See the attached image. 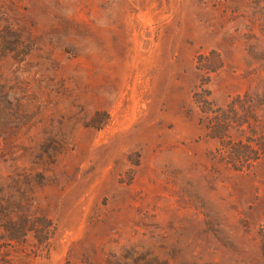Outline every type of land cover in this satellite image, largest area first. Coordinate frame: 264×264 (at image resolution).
I'll list each match as a JSON object with an SVG mask.
<instances>
[{"label":"rangeland","instance_id":"obj_1","mask_svg":"<svg viewBox=\"0 0 264 264\" xmlns=\"http://www.w3.org/2000/svg\"><path fill=\"white\" fill-rule=\"evenodd\" d=\"M0 264H264V0H0Z\"/></svg>","mask_w":264,"mask_h":264}]
</instances>
